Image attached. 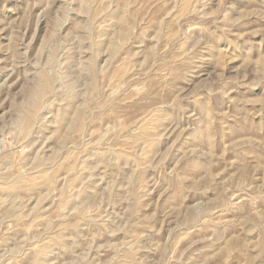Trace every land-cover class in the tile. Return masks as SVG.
Here are the masks:
<instances>
[{
    "label": "rangeland",
    "instance_id": "obj_1",
    "mask_svg": "<svg viewBox=\"0 0 264 264\" xmlns=\"http://www.w3.org/2000/svg\"><path fill=\"white\" fill-rule=\"evenodd\" d=\"M0 264H264V0H0Z\"/></svg>",
    "mask_w": 264,
    "mask_h": 264
}]
</instances>
